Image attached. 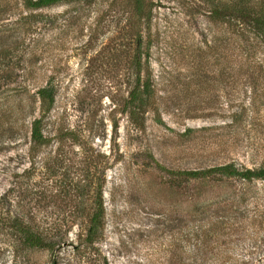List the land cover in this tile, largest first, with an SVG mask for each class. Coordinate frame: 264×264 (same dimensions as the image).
<instances>
[{
    "label": "rangeland",
    "instance_id": "1",
    "mask_svg": "<svg viewBox=\"0 0 264 264\" xmlns=\"http://www.w3.org/2000/svg\"><path fill=\"white\" fill-rule=\"evenodd\" d=\"M219 1L63 0L28 11L0 0V196L29 187L26 201L47 206L36 219L65 233L54 256L27 250L19 264H264V181L175 179L153 165L264 162V105L251 104L264 88L241 69L260 40L212 19ZM138 41L152 98L134 126L124 106ZM45 85L55 88L47 143L32 147ZM101 185L103 233L86 248L80 235ZM0 264H13L3 239Z\"/></svg>",
    "mask_w": 264,
    "mask_h": 264
},
{
    "label": "trees",
    "instance_id": "2",
    "mask_svg": "<svg viewBox=\"0 0 264 264\" xmlns=\"http://www.w3.org/2000/svg\"><path fill=\"white\" fill-rule=\"evenodd\" d=\"M20 1L28 11H39L63 0ZM65 1L82 2L89 0ZM210 4L212 5L213 3ZM210 14L212 19L221 20L223 22L236 21L241 31L253 34L252 41L260 40L255 44L252 43L250 47L245 50L246 58L244 59L241 69L245 73H248V75L257 78L255 81L260 80L257 84L264 88V86L260 85V82H264V0H221L217 6L212 5ZM140 46L141 44L138 41L136 52L133 56L134 67L137 70L135 74L136 85L129 92L124 106V111L127 112L130 122L134 126L141 123L139 121L140 114L138 112L141 111V109L145 111V109L149 107V101L152 98L149 78L147 77L145 81H141L140 78L143 53ZM11 49L10 47L8 52ZM258 51L262 53L263 59L259 64H250L249 59L254 58ZM21 84L22 82H15V86L18 85L16 89H22ZM2 85L3 83L0 82V89ZM256 90L258 91V89ZM35 96L39 101V113L41 116L32 121L29 137L32 147H39L47 143V139L41 132L42 118L44 113L47 112L54 103L55 88L46 85L39 87L36 90ZM263 100L264 94L258 97L254 96L251 104L254 108L257 107V105H264V103H259ZM247 108L248 107H242V114L246 112ZM150 160L154 161L153 158H150ZM153 165L155 169L167 172L171 176H174L175 179L200 180L209 179V177H215L216 179V177H218L217 179L220 180L216 181H224L222 179L241 182L264 181V162L254 168H238L234 164H225L203 170L177 172L166 170L155 161ZM13 185L14 184L0 196V239H3V241H6L8 244L12 252V263L19 264V260L24 259L22 253H25L27 250H43L54 256V253L59 249L60 245L65 244V233H60L62 230L57 227L47 226L44 220H37L35 213H37L38 210L45 211L47 206L44 202L40 203V205L31 206L29 200L26 201V198L31 195V191H28L29 187L23 188L16 186V190H14ZM101 189L102 185L97 188L94 194L95 206L88 221L84 225V234L80 235L83 236L82 244L86 248H91L103 233L105 212ZM192 213L202 214L204 212L202 210L192 209ZM201 223L203 222H198V224ZM198 224H193L195 230H192V233L193 236L195 235L194 237H196L195 240L199 237L198 231H200V228L198 229ZM196 227L198 229L197 231Z\"/></svg>",
    "mask_w": 264,
    "mask_h": 264
}]
</instances>
